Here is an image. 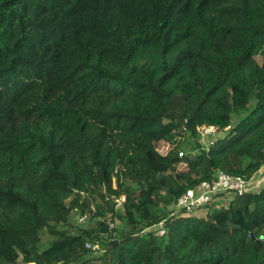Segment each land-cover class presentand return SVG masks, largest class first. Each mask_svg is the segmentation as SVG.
Returning a JSON list of instances; mask_svg holds the SVG:
<instances>
[{
    "label": "trees",
    "instance_id": "1",
    "mask_svg": "<svg viewBox=\"0 0 264 264\" xmlns=\"http://www.w3.org/2000/svg\"><path fill=\"white\" fill-rule=\"evenodd\" d=\"M262 168L264 0H0V264H264V186L173 208Z\"/></svg>",
    "mask_w": 264,
    "mask_h": 264
},
{
    "label": "built area",
    "instance_id": "2",
    "mask_svg": "<svg viewBox=\"0 0 264 264\" xmlns=\"http://www.w3.org/2000/svg\"><path fill=\"white\" fill-rule=\"evenodd\" d=\"M197 130L201 134L202 140L207 138L214 140L220 132L215 125H198ZM183 154V151L180 152V156H183ZM263 186L264 168L260 169L250 179L219 171L212 181H203L195 188L189 189L178 199L173 208L193 212L200 206L216 199L227 200V197L232 193L242 195L247 192H257ZM121 200L124 202L126 197L122 196V198L118 199V202ZM94 247L96 248L97 246Z\"/></svg>",
    "mask_w": 264,
    "mask_h": 264
},
{
    "label": "rangeland",
    "instance_id": "3",
    "mask_svg": "<svg viewBox=\"0 0 264 264\" xmlns=\"http://www.w3.org/2000/svg\"><path fill=\"white\" fill-rule=\"evenodd\" d=\"M201 142H203V144L205 145V147L206 148H208L211 144H212V142H214V140H211V139H209V138H207V139H204V140H201ZM157 147H158V150L162 153V154H166L167 152H168V150H169V145L168 144H166V143H161V144H158L157 145ZM185 168V164H182L181 166H180V169L181 170H183ZM224 201H226V200H224ZM123 203V201L121 200L120 201V206H121V204ZM78 217H79V214H74V216H73V224H72V226H75L74 227V230H75V228L76 227H79V226H81V227H87L89 224H90V222H87V223H85V224H79V222H78ZM154 231H156V232H158V234L159 233H161L163 230H162V226H160V227H157ZM43 244H45V242H46V240H47V238H48V235L45 233V234H43Z\"/></svg>",
    "mask_w": 264,
    "mask_h": 264
}]
</instances>
